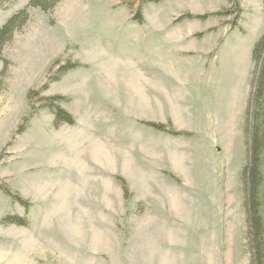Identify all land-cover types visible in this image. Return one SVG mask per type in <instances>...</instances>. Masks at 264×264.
<instances>
[{"label":"rangeland","instance_id":"374dc122","mask_svg":"<svg viewBox=\"0 0 264 264\" xmlns=\"http://www.w3.org/2000/svg\"><path fill=\"white\" fill-rule=\"evenodd\" d=\"M146 1L0 0V28L27 17L0 54V264H250L240 174L248 138L264 177V120L244 117L263 2Z\"/></svg>","mask_w":264,"mask_h":264},{"label":"trees","instance_id":"16d2710c","mask_svg":"<svg viewBox=\"0 0 264 264\" xmlns=\"http://www.w3.org/2000/svg\"><path fill=\"white\" fill-rule=\"evenodd\" d=\"M62 0H28V5L39 8L47 12L52 10ZM165 0H147L145 3L158 4ZM263 9H264V0ZM144 3V1L142 2ZM236 18L240 14L238 2L234 1ZM24 11L13 15L0 28V54L3 44L7 43L12 37V34L18 27L16 23L21 24L26 20ZM198 19V16L196 17ZM137 23L142 22L140 7L137 9L134 17ZM1 56V55H0ZM1 61V58H0ZM78 65L71 68L62 67L55 76L54 81H58L62 75L68 70L75 69ZM54 100L63 101L64 98L57 97ZM46 107L52 108L54 104H45ZM54 121L57 124L73 125L74 120L72 116L63 109L55 106ZM245 126L250 117L264 120V32L261 37L254 44L251 51V71L249 75V94L245 108ZM157 129H162V126H154ZM246 136L248 132H245ZM249 139L246 140V164L244 165L241 174V190L243 196V211L245 215V239L250 250V264H264V217L261 213L264 208V194H262V187L264 177L262 174V160L251 153ZM124 193H127V186L124 180L119 179Z\"/></svg>","mask_w":264,"mask_h":264}]
</instances>
